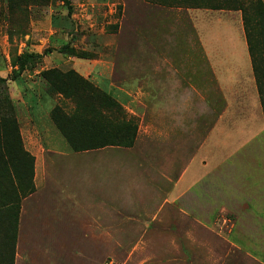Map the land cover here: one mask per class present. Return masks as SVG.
<instances>
[{"label":"rangeland","instance_id":"1","mask_svg":"<svg viewBox=\"0 0 264 264\" xmlns=\"http://www.w3.org/2000/svg\"><path fill=\"white\" fill-rule=\"evenodd\" d=\"M256 1L239 0L250 21V28L255 22L251 9ZM187 2L0 0V77L8 79V86L12 84V95L20 96L19 88L28 83V76H34L35 71L40 72L42 63L36 61L33 70L27 67L21 75L22 80L21 76L10 80L13 56L29 51L41 54L48 50L47 55H51L53 60H62L59 68L67 70L74 61L67 62L69 57L59 55L64 46L73 48L84 58L114 62L116 74L120 73L124 63L122 58L135 59L138 53L156 55L157 63L162 64V55L177 57L184 54L186 49L187 53L191 52V44L187 40L195 38L196 33L189 26L186 9H194L198 16H202L210 36L218 34L217 26L220 25L229 27L236 35L237 14L242 19L240 11L191 8ZM254 56L257 64L262 66L263 62L260 64L258 60L259 54ZM39 77L37 75L30 81L36 82L40 80ZM260 83L264 88L263 79H260ZM215 88L210 71V92L193 94L194 100L201 97L208 100V108L203 109V115L207 118L210 141L205 146L209 152L203 153L205 156L202 160L208 166L195 168L193 180L187 182L191 181L195 186L194 194L207 193L211 196L215 193L218 201L212 198L207 201L208 204L200 206L197 199L186 198L184 189H178L173 198H167L172 175L162 170L154 177H147L135 184L150 188L146 192L144 188L136 203H132L131 199L126 204H112L110 208L106 206L107 211L97 206L95 212H92L90 204L76 206L65 203L58 208V205L43 202L42 193L36 191L34 174L33 191L28 193L25 181L17 183L12 173H6L2 175L4 180L0 176V198L13 203L14 209L3 208V215L17 213L13 264H256L246 255L235 251L229 242L235 220L232 201H228L223 194L232 191L235 181L234 152L248 140H239L238 126L231 124L229 114L219 120L220 133L216 131L211 134L215 120L225 110L222 95ZM21 93L26 94V90L23 89ZM7 96L5 99L0 91V129L12 135V165L19 168L20 158L25 152L18 124V117L23 111L16 108V98L13 99L10 90ZM147 106L142 120L141 116H129L123 108L124 115L120 116L132 118L138 128L140 121L144 124L152 120V110ZM72 109L68 107L64 111L70 114ZM261 109L264 115L262 105ZM196 111V108L192 110L194 114ZM238 114V111H233V115ZM192 127L194 138L204 139L206 127ZM199 128H202V132ZM15 134L20 137L23 151L19 150ZM211 145L213 148L215 146L212 151ZM249 147L262 148L254 144ZM119 148L113 147L112 150L116 152H110V155L121 157ZM94 154L102 156L106 153L101 151ZM89 155L90 152H87L86 156ZM163 160L167 162V158ZM185 175L178 171L174 177L180 182ZM65 178L68 177L63 174L62 179ZM35 181L38 184L40 178L37 177ZM65 185L72 189L71 182L65 181Z\"/></svg>","mask_w":264,"mask_h":264},{"label":"crops","instance_id":"2","mask_svg":"<svg viewBox=\"0 0 264 264\" xmlns=\"http://www.w3.org/2000/svg\"><path fill=\"white\" fill-rule=\"evenodd\" d=\"M186 10L189 26L196 33L195 38L187 40L191 44L190 53L186 49L177 57L162 55L159 59L162 64L157 63L156 55L138 53L135 59L122 58L124 63L119 74H116V64L109 60L70 57L66 60L74 61L69 69L108 93L129 116H141L142 120L147 105L151 108L152 120L144 124L140 121L133 147H117L121 150V157L110 155V152H116L113 147L83 152H74L70 148L50 118V111L55 106L64 110L73 106L61 96H47L40 77L41 81H30L40 72L35 71L34 76H28V83L19 88L21 92L26 90V94L18 92L20 96L12 95L10 84V94L16 98L15 106L23 111L18 117L19 131L25 152L34 158L36 191L42 193L44 203L58 205V208L65 203L76 206L90 204L92 212L97 206L107 211L106 206L110 208L112 204H126L131 199L136 203V198L141 196L146 186L135 184L164 170L172 175L167 198H173L178 189H184L186 198L197 199L200 206L208 204L212 198L218 201L215 193L211 196L194 194L195 186L191 181L187 182L193 180L195 168L208 166L202 161L203 153L209 152L205 146L210 141V131L203 115V109L208 108V100L202 97L194 100L193 94L210 92L211 71L212 82L222 95L225 108L223 115L215 120L211 134L220 133L219 120L229 114L231 124L238 126L239 140H248L234 152L235 181L232 191L223 194L232 201L235 220L229 242L235 251L254 263L264 264V115L242 19L237 14L236 35L229 27L220 25L217 26L218 34L210 36L202 16H198L194 9ZM57 59L53 60L51 55L44 56L41 70L60 69L62 60ZM194 108L197 109L195 114L192 112ZM233 111L239 114L235 116ZM193 125L206 127L204 139L194 138ZM250 144L262 148H251ZM214 148L211 145V151ZM101 151L106 154L93 155ZM87 152H90L89 157ZM163 158H167V162ZM178 171L187 174L180 182L174 177ZM63 174L68 178L63 180ZM37 177L40 178L38 184L35 181ZM65 181L72 183L73 190L66 187ZM149 190L146 188L145 192ZM9 217L0 214L2 238L6 235L5 223Z\"/></svg>","mask_w":264,"mask_h":264},{"label":"trees","instance_id":"3","mask_svg":"<svg viewBox=\"0 0 264 264\" xmlns=\"http://www.w3.org/2000/svg\"><path fill=\"white\" fill-rule=\"evenodd\" d=\"M191 8H208L211 10H234L240 11L242 24L248 52L252 62V69L256 78V84L260 102L264 110V88L260 79L264 80V2L257 0L251 11L255 16V22L250 28V21L247 19L246 11L239 3V0H187ZM239 4V6L236 5ZM48 50L38 54L34 52H23L13 56L11 61L12 78L14 80L20 77L27 69H31L36 61L42 63L41 59L46 56ZM58 53L64 57L76 59H89L81 56L73 48L62 47ZM255 54H259V66L255 61ZM30 67V68H29ZM35 68V67H34ZM32 68V70L34 69ZM29 71V70H28ZM260 72V77L258 76ZM40 78L44 82V89L47 96H61L73 105L70 114L66 113L60 106H55L50 111V118L74 152L101 149L104 147H124L129 148L133 145L137 123L132 118H124L122 106L108 93L101 91L90 81L84 79L72 69L62 71L58 68H49L41 70ZM8 79L0 77V91L4 93L7 99L9 86L6 84ZM114 113H118L117 115ZM114 114V115H113ZM1 115V114H0ZM3 127V125H2ZM10 137V140H9ZM12 135L5 134L0 129V176L6 173H12L17 183L25 181L28 185V193L33 191L32 178L34 174V158L26 152L22 153L19 168H14L12 162L13 147L11 145ZM15 140L21 148V140L18 134H15ZM25 159V161H23ZM7 176V175H6ZM0 178V179H1ZM6 179V177H5ZM4 180V179H3ZM0 198V214H3V208L14 209V204H9ZM15 205V209H16ZM17 213L11 215L6 225V235L0 236V264H13V255L16 239ZM2 223V221H0ZM6 252V253H5Z\"/></svg>","mask_w":264,"mask_h":264}]
</instances>
